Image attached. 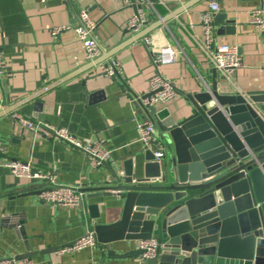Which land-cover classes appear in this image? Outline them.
<instances>
[{
	"label": "crops",
	"instance_id": "1",
	"mask_svg": "<svg viewBox=\"0 0 264 264\" xmlns=\"http://www.w3.org/2000/svg\"><path fill=\"white\" fill-rule=\"evenodd\" d=\"M149 1L135 0L142 4L147 23L133 31L126 28L135 14L133 4L120 0H0V48L9 73L0 82V259L15 257L18 264H24L25 258L33 264H143L132 253L138 241L117 242L112 254L108 245L98 241L74 253H57L90 231L87 196L108 180V164L92 166L84 152L25 129L13 119L14 113L65 128L83 143L102 140L111 151L112 164L119 165L131 155L141 159L143 145L136 126L147 114L134 103L149 92L150 78L160 73L174 82L178 96L156 107L179 117L191 113L186 94L214 80L200 46L204 39L201 15L210 10L211 1L221 8L212 15L216 43L236 46L244 60L222 89L241 93L264 89V47L250 23L252 9L261 8L264 13L260 0ZM84 9L97 24L94 36L101 54L94 60L86 58L72 30L57 36L51 33L54 26L80 23ZM218 14L222 17L215 18ZM147 37L152 40L150 46L144 42ZM166 46L177 51L175 62L155 65L153 56ZM111 59L122 66L117 80L100 69ZM100 91L105 96L102 100L96 95ZM10 159L52 171L59 183L85 190L80 206L42 202L37 191L44 184L15 176L3 166ZM92 202L102 206L100 222L119 220L121 202L115 196Z\"/></svg>",
	"mask_w": 264,
	"mask_h": 264
},
{
	"label": "water",
	"instance_id": "2",
	"mask_svg": "<svg viewBox=\"0 0 264 264\" xmlns=\"http://www.w3.org/2000/svg\"><path fill=\"white\" fill-rule=\"evenodd\" d=\"M131 2L137 14L142 4ZM211 72V85L186 94L187 116L145 106L149 94L134 103L155 123L151 145L141 159L108 162V180L87 196L90 231L110 254L117 242L156 237V257L132 252L143 264H264V89H222L228 78ZM152 146L163 149L161 159ZM108 194L121 216L106 224L92 199Z\"/></svg>",
	"mask_w": 264,
	"mask_h": 264
},
{
	"label": "built area",
	"instance_id": "3",
	"mask_svg": "<svg viewBox=\"0 0 264 264\" xmlns=\"http://www.w3.org/2000/svg\"><path fill=\"white\" fill-rule=\"evenodd\" d=\"M120 1L127 5L132 3L131 0ZM209 9V11L201 15L204 39L200 46L208 58L210 66L222 75L230 78L238 69L244 66V60L239 54L236 46L216 43L212 15L219 12L221 8L218 2L211 1ZM146 23V13L141 8L138 10L137 14H134L127 20L126 28L128 30L137 31ZM250 23L258 30L264 47V13L261 8H254L251 10ZM96 29V22L91 19L88 11L84 9L80 12V23L75 25L64 24L54 26L51 29V33L52 35L57 36L63 31L72 30L83 44L86 58L94 60L101 54V47L94 36ZM144 42L147 46L152 44V40L149 37L145 38ZM176 57L177 51L171 46H166L153 56V63L155 65L170 64L175 62ZM100 69L109 78L122 77V66L115 59H111L109 62L101 64ZM8 74L4 52L0 48V82ZM149 88L150 90L147 93L149 95L142 100L145 106H154L158 103H165L178 96V91L174 82L160 73H156L150 78ZM13 119L31 132L54 137L69 143L76 149L84 152L89 157L92 166L99 167L107 164L111 160V151L104 145L102 140L83 143L65 128L53 126L46 122L33 121L21 113H14ZM154 127L155 123L151 119H143L137 123L136 129L139 134V141L144 148L151 145L154 138ZM2 152L3 148L0 145V153ZM154 156L156 160L161 159L163 156V149L161 147L156 149L154 151ZM3 166L8 168L15 176L29 181L35 180L44 184L37 191L39 199L44 203L63 207H77L80 206L83 200L84 193L79 187L59 183L56 174L52 171L35 169L30 162L14 159L4 161ZM97 243L94 233L88 231L73 243L58 248L57 253H74L87 247H94ZM137 244L138 248L144 251V259L154 258L159 253L160 244L156 237L139 240ZM23 263L33 264V261L29 258H25L23 259ZM0 264H18V260L15 257L1 258Z\"/></svg>",
	"mask_w": 264,
	"mask_h": 264
}]
</instances>
